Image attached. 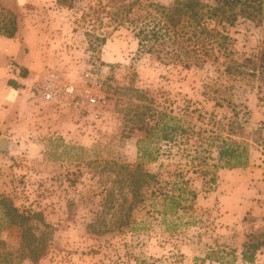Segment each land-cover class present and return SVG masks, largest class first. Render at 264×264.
I'll list each match as a JSON object with an SVG mask.
<instances>
[{"label": "rangeland", "instance_id": "374dc122", "mask_svg": "<svg viewBox=\"0 0 264 264\" xmlns=\"http://www.w3.org/2000/svg\"><path fill=\"white\" fill-rule=\"evenodd\" d=\"M70 1L0 0L16 17L12 37L0 32V92L15 90L1 95L0 196L48 233L45 255L18 263L264 264V247L242 259L264 226V80L245 61L264 50V25H179L176 43L148 52L135 30L173 0ZM197 54L198 65L178 62ZM49 75L59 103L40 95ZM216 138L245 147L247 165L216 167ZM180 181L196 196L163 222L164 194ZM2 214L0 253L15 255L21 229Z\"/></svg>", "mask_w": 264, "mask_h": 264}, {"label": "trees", "instance_id": "16d2710c", "mask_svg": "<svg viewBox=\"0 0 264 264\" xmlns=\"http://www.w3.org/2000/svg\"><path fill=\"white\" fill-rule=\"evenodd\" d=\"M57 4L71 7L70 0H56ZM213 5H203L200 0H173L168 5L159 4L150 8L148 13L150 18H144L140 22L139 27L135 30V37L138 41L140 48H146V50L152 51L156 44H162L172 40V43L177 42L178 30L180 26L186 24H196L205 28V24H202L201 20L211 21L214 24H227L233 26L239 20H248L257 26L264 25V0H213ZM154 5V4H149ZM203 6L207 8L201 10ZM131 6H128L130 9ZM128 11V10H127ZM16 17L14 14L0 8V32L6 37H12L16 31ZM180 25V26H179ZM173 38V39H172ZM203 59L199 54L192 56L187 55L179 59L178 62L184 67H190L191 65H198ZM246 62L251 64L252 70L258 73V77L264 80V50L260 53L258 61H252L248 58ZM15 64H12L15 69ZM19 68L22 76L27 75V70L20 66ZM226 71L230 72L231 67L226 65ZM8 84H10L8 82ZM164 118L167 114L163 115ZM173 118L172 116L170 117ZM168 126L166 123L158 128L161 139L168 137ZM217 162L216 167H243L248 163V155L245 147L240 145L232 139H218ZM141 156L146 161H154L157 156L153 154L151 150L145 147H140ZM210 182H215V177L210 178ZM186 182L180 181L175 184V189L167 191L164 194V207L162 211V221L167 222L168 215H172L182 204L183 201L193 200L196 196L194 190L189 189ZM177 193H173L176 192ZM134 195L140 194L138 191H134ZM0 209L2 210L3 222L9 226H16L20 228L21 244L14 255L12 252L0 253V258L5 260L7 264H19L22 259H27L33 263L38 262L46 253L47 250V234L42 232L37 235L30 227L26 225V222L33 215H24L20 213L18 208L15 207L12 201L5 196H0ZM242 259L247 262L254 260L256 252L264 247V226L249 235L248 239L242 245ZM207 258V257H206ZM205 260V257L201 259V262ZM217 261L222 262L223 257H216ZM135 264H147L144 259L136 260Z\"/></svg>", "mask_w": 264, "mask_h": 264}, {"label": "built area", "instance_id": "2783aa9c", "mask_svg": "<svg viewBox=\"0 0 264 264\" xmlns=\"http://www.w3.org/2000/svg\"><path fill=\"white\" fill-rule=\"evenodd\" d=\"M60 87L59 81L53 75L46 77L41 84V97L46 102L59 103L60 99ZM89 106L96 104V98H89ZM87 112L90 114L91 109H87Z\"/></svg>", "mask_w": 264, "mask_h": 264}, {"label": "crops", "instance_id": "0c3cea01", "mask_svg": "<svg viewBox=\"0 0 264 264\" xmlns=\"http://www.w3.org/2000/svg\"><path fill=\"white\" fill-rule=\"evenodd\" d=\"M4 72V69L3 68H1L0 69V73L1 72ZM10 90H14V89H12V87H8L5 91H3V92H0V115L3 113V111H2V109H3V107H2V104H1V102H2V100L4 99V97H6V98H8L7 97V95L5 94V95H3V96H1L3 93H5L6 91H7V93H10L11 91ZM1 91V90H0ZM15 91V90H14ZM12 93V92H11ZM10 93V95H12ZM3 98V99H2ZM6 102V101H5Z\"/></svg>", "mask_w": 264, "mask_h": 264}]
</instances>
